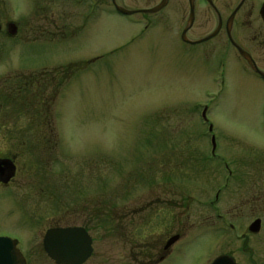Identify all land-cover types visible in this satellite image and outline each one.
Returning a JSON list of instances; mask_svg holds the SVG:
<instances>
[{
	"label": "rangeland",
	"instance_id": "1",
	"mask_svg": "<svg viewBox=\"0 0 264 264\" xmlns=\"http://www.w3.org/2000/svg\"><path fill=\"white\" fill-rule=\"evenodd\" d=\"M24 2L0 0L2 20L36 17ZM184 17L78 16L66 47L0 36V154L18 167L0 186V238L27 264H55L43 240L67 227L93 237L86 264H152L178 234L165 264H250L228 226L246 234L257 218L264 264L260 103L235 71L221 93L215 66L178 40Z\"/></svg>",
	"mask_w": 264,
	"mask_h": 264
},
{
	"label": "flooded vegetation",
	"instance_id": "2",
	"mask_svg": "<svg viewBox=\"0 0 264 264\" xmlns=\"http://www.w3.org/2000/svg\"><path fill=\"white\" fill-rule=\"evenodd\" d=\"M24 1L29 11L37 6L36 13L29 12L26 16H34V14L37 16L29 21L26 20V23H24L25 20L5 22L0 16V36L6 34L9 39L13 40L18 37L21 31H27L39 37L42 48L49 46L45 43H51V41L58 42L57 46L66 47L67 42L71 45L72 37L74 38L77 33L78 16H82L87 21L92 20L95 16H187L183 18V29L177 35L178 40L182 43V48L190 52H198L200 60L206 66H215V71L219 75L216 81L221 83L222 94L225 92V88L222 86L227 84L230 76L233 75L232 71H235L239 78H243L250 97L260 103L259 122L263 129L262 132H264V13L262 12L264 2L257 8L251 0ZM157 8L158 11L150 13ZM121 10L132 14L127 15ZM256 10L258 12H255ZM3 94V87L0 85V120L5 112L1 102ZM3 161H10L15 165L16 177L18 167L15 157L0 154V162ZM15 177L5 183L3 181L7 177L0 176V186H9ZM228 228L233 239L243 243L244 251L248 255V262L257 264L254 259L256 255L251 245L254 242L253 239L261 235L263 221L260 218L252 221L246 234H240L237 221L231 222ZM174 237L179 238L177 242L167 248L173 237L168 239L158 261H153L152 264L167 263L171 250L182 239L179 234ZM219 257H228L233 264H240L233 254L220 255Z\"/></svg>",
	"mask_w": 264,
	"mask_h": 264
},
{
	"label": "water",
	"instance_id": "3",
	"mask_svg": "<svg viewBox=\"0 0 264 264\" xmlns=\"http://www.w3.org/2000/svg\"><path fill=\"white\" fill-rule=\"evenodd\" d=\"M160 9V8H159ZM127 15L131 12L121 10ZM158 8L150 11L155 13ZM264 13V10L262 11ZM193 17V16H191ZM244 56H246L243 53ZM215 144V140L213 139ZM16 174V167L10 161L0 162V176L7 178L8 183ZM179 238L173 237L167 248L174 245ZM43 248L47 256L55 264H86L93 255V239L85 228H54L46 232L43 240ZM0 264H27L25 258L17 249V244L10 238H0ZM212 264H233L228 257H220Z\"/></svg>",
	"mask_w": 264,
	"mask_h": 264
}]
</instances>
